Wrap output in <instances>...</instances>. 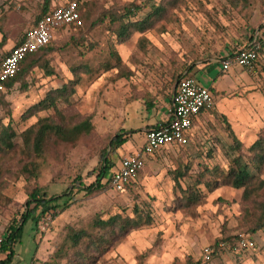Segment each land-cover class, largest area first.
I'll return each instance as SVG.
<instances>
[{
	"label": "rangeland",
	"instance_id": "rangeland-1",
	"mask_svg": "<svg viewBox=\"0 0 264 264\" xmlns=\"http://www.w3.org/2000/svg\"><path fill=\"white\" fill-rule=\"evenodd\" d=\"M65 1L50 0V6ZM87 1L90 17L81 27L54 32L51 50L41 56V64L47 59L49 64L33 67L0 97V132L9 125L20 134L41 117L58 118L52 107L26 114L73 78H79L75 93L69 102L59 99L58 107L68 124L90 115L94 128L75 142L51 140L44 156L36 158L38 177L22 170L34 157L24 151L21 137L14 139L12 150L0 152V239L20 217L35 188L51 196L71 190L78 176L85 177V185L95 181L101 151L123 125L122 105L127 99L152 101L156 91L172 89L181 74L204 64L209 66L208 73L197 74L203 85L225 82L228 87L215 92L216 107L199 122L194 143L169 146L149 157L145 168L122 191L113 189L108 177L126 150L143 144L144 132L135 129L126 145L109 150L114 167L103 179L105 187L88 194L75 187L74 203L55 216L53 208L44 213L38 209L15 246L12 264H189L200 258L207 244L225 238H229L228 247L214 256L212 264H264V229L252 230L260 212L257 202L244 200L242 188L220 185L211 189L238 153L231 148L234 141L224 114L242 142L240 154L246 161L250 157L247 148L264 130V67L250 74L241 69L242 81L232 87L234 69L223 71L215 62L256 33L264 41V0ZM44 2L0 0L1 53L7 52L11 38L21 37L34 24ZM130 3L139 6L133 20L153 14L158 6L165 9L151 17L152 24L145 30L121 42L109 27V12L122 11ZM104 12L108 15L101 20ZM130 119L132 127H140L136 114ZM189 191L198 194L196 201L187 198ZM261 193L258 201L264 200ZM116 213L141 223L118 231L99 249L90 245L89 238L72 246V229L95 233L97 216L107 219ZM244 237L253 238V249L237 247V240Z\"/></svg>",
	"mask_w": 264,
	"mask_h": 264
},
{
	"label": "trees",
	"instance_id": "trees-1",
	"mask_svg": "<svg viewBox=\"0 0 264 264\" xmlns=\"http://www.w3.org/2000/svg\"><path fill=\"white\" fill-rule=\"evenodd\" d=\"M75 1L77 2L83 25L85 20L90 17V12L88 10L91 3L87 0ZM54 6H50V0H45L44 5L40 13L37 15V19L35 20L34 24H36L37 21L44 15L49 13ZM138 9L139 6L136 3H130L125 5L122 11H119L117 13L109 12V27L112 28L113 33L116 34L121 42L129 39L136 31L145 30L148 25L152 24L150 20L152 19L151 17L159 12L164 11L165 8L163 6H158L152 12L153 14H149L142 20H133V17H135V15L137 14ZM103 14L105 18H101V20L106 19V16L108 15L107 12H104ZM71 26L75 27V25ZM65 27L67 26L63 25L56 30ZM50 42L39 51L28 54L22 60L18 73L6 83L8 89L15 82L23 80L25 75L33 67L37 65L45 66L49 64L48 59L44 62V64H41V56L51 50ZM6 53L7 52H0V61L1 59H3ZM232 55H234V53H232L230 56ZM116 56L118 60L121 59L119 54L116 53ZM52 71L53 70H50L49 72L52 73ZM182 75L183 74H181L179 78ZM78 83L79 78H73L62 87L55 88L46 97L31 106V108L28 110V114H26V116H30L37 110L52 107L58 118H56L55 116L41 117L37 120V122L28 126L20 134H18L9 125L2 128L0 132V152H7L12 150L15 147L14 139L19 136L22 139V146L24 151L34 157L33 159L23 164V172H28L35 177H38L40 175L36 158L44 156L51 140L66 143L75 142L83 134H88L93 130L94 124L90 115L86 116L81 121L68 124L66 121V116L58 107V100L61 98L64 101L69 102V96L75 93L76 85ZM5 93L6 92L0 93V97H2ZM224 121L230 134L233 137L234 144L231 146V148L233 149V151H237L238 153L235 155L233 154L229 162V168L225 172H223L220 179H216L214 181V185L211 189L217 188L220 185H230L233 188L243 189L242 197L244 198V200H255L257 202V209H260V212L257 215L256 225L252 228V230L255 231L257 230V228H264V200H257V197L262 194V190L264 193V178L261 177V175L264 173V130L260 132L258 137L247 148L250 152V157L248 161H246L244 160L243 155L240 154L242 142L237 138V135L233 131L231 123L226 116H224ZM129 133L130 132L128 131L119 129L113 135H111L108 144L101 151V165L98 168L99 171L96 179L89 185H85L84 176H78V178L75 179V184H73L74 187L71 190L70 188H68L62 194L48 196L45 191L38 187L30 192L29 197L25 202V209L20 214V217L18 219H14L11 224L6 227V230L4 231L2 238L0 239V253L5 254L4 258H0V264L13 263L16 257L15 246L17 243L21 242L26 224L33 219L38 209L43 208L44 213L48 211V209L53 208L55 216L74 203V199L76 197L73 194V189L75 187L78 188V191H85L87 192V194L102 190L105 187L103 179L109 175L110 170L114 167L113 161L108 156L109 150L115 151L120 148L129 139ZM187 198L189 200L196 201L198 199V194L189 191L187 194ZM38 219L35 220L36 223ZM140 223L141 220H139L138 218L135 219L134 217L123 215L121 213L111 215L107 219H103L100 216H97L94 222V227L97 228L95 233H91L86 229H72L70 231L69 238L74 248L78 247L81 244L82 238H89L90 245H93V247L95 246L96 249H99L100 243L106 242L107 238H113V236H115L118 231H120L121 233L125 232L130 228L138 227ZM227 239L229 238L220 240H224L225 242H227ZM90 247L92 248V246ZM84 256L85 255H83L82 257ZM42 264L52 263L45 261Z\"/></svg>",
	"mask_w": 264,
	"mask_h": 264
},
{
	"label": "built area",
	"instance_id": "built-area-1",
	"mask_svg": "<svg viewBox=\"0 0 264 264\" xmlns=\"http://www.w3.org/2000/svg\"><path fill=\"white\" fill-rule=\"evenodd\" d=\"M82 19L75 0H67L55 5L53 9L29 27L23 39L14 45L0 61V93L7 92L6 83L19 71L22 60L46 46L53 38L56 29L63 25L80 27ZM261 44L256 40L240 48L234 55L221 61L222 69L232 66L249 67L259 58ZM216 102L210 87L203 85L196 77L183 74L177 81L173 94V116L164 125L146 131L145 143L136 150L125 154L119 168L108 177L110 186L122 191L126 185L146 166L150 154L169 145L185 146L190 141L191 127L194 118L203 110H212ZM264 229V228H263ZM237 247L253 248L251 238H239ZM228 247L227 242L220 240L203 248L198 260L189 264H210L215 254Z\"/></svg>",
	"mask_w": 264,
	"mask_h": 264
},
{
	"label": "crops",
	"instance_id": "crops-1",
	"mask_svg": "<svg viewBox=\"0 0 264 264\" xmlns=\"http://www.w3.org/2000/svg\"><path fill=\"white\" fill-rule=\"evenodd\" d=\"M25 31H24V33H25ZM55 32H56V30H55ZM23 35L24 34H22L21 37H19V38L13 37V38H11L9 40V42L7 44L8 47H9V49L7 50V52L14 45L18 44L23 39ZM256 40L261 44L260 51H259L260 54H259L258 60L252 66H249V67H242V66H237V65L232 66L231 68L234 69L233 70V83L230 86H232V87H236L237 86L238 87L240 85V83L242 81V75H243L242 74L243 72H241L242 71L241 69H243V68L244 69L245 68L248 69L249 70V74H250L252 71H256V73H257V69H259L260 67H264V41L261 39V36H259L258 33L254 34L252 37H250V40L245 45H243L240 48H243L244 46H247V45L251 44L253 41H256ZM240 48H238L236 51H238ZM236 51H234V52H236ZM234 52H231L229 54H225L224 56H221L220 59L215 60V62H218L219 64H221V69H222V63H221V61L223 59H225L226 57L230 56ZM206 65L207 64H204L201 67L200 66H197L195 69L190 70L188 72L186 71L184 74H189L191 76H194V77H196L200 81L201 79L197 76V74L200 71H204L205 73H208V67L209 66L206 67ZM203 67H206V68H203ZM231 68H229L228 70H230ZM228 70H223V71H228ZM224 83L225 82H222L220 85H215V83L212 82L211 85H207L208 87L211 88L212 93L214 95V99H215V92L216 91H219V90L224 89L225 86L228 87V85L227 84L224 85ZM176 84H177V82H176ZM176 84H175V86L172 89H168V90H165V91L160 92V93L156 91L154 94L155 95L157 94V95L154 96L153 100L152 101H149V102H146V101L141 100V99H136V100H133L132 102H128V99H127L125 101L124 105H122V113H123V116L124 117H123V121H122L123 122V125L119 129H123L125 131L130 132L129 133V139H130V136H131L132 132L135 129L136 130L140 129V130H142V132H144V135H145L144 138H146V131L148 129L155 128V127H159L161 125L166 124L172 118V116H173V94H174V91H175V88H176ZM233 84H236V85L233 86ZM250 84L253 85L254 82L252 81V82H250ZM253 87H255V85ZM209 111L210 110H203L202 112H200L194 118L193 123H192V127H191V133H190V141H189V143L190 142H193L194 143V136H195V133H196V129H197L198 125H199V122H201L204 119L205 115ZM132 113H133L134 116L136 114V116L139 118V120H140V127H132L131 126L130 116H131ZM224 116H226V115L224 114ZM137 126H139V125H137ZM129 139L121 147H123L124 145H126L130 141ZM144 143H145V139H144L143 144ZM143 144L140 147H138V148H135V149L133 148V149L126 150L124 153L127 154L128 152L136 151V150L140 149L143 146ZM169 146H177V145H169ZM169 146H165V147L161 148L160 150H162L164 148H167ZM160 150L156 151L155 153L159 152ZM155 153L150 154L147 157V159L149 157H153ZM122 157H121V159H122ZM121 159L119 160V162H118V164H117V166H116V168L114 170H116L117 168H119ZM138 174L136 176H138ZM135 177L129 183H131L133 180H135ZM129 183L127 185H129ZM251 239L253 240V238H251ZM214 243H212V244H214ZM253 248H247V249L249 250V249H253ZM220 253H222V250L220 252H218L217 254H215V256L218 255V254H220ZM212 262H213V260L211 261L210 264H212Z\"/></svg>",
	"mask_w": 264,
	"mask_h": 264
}]
</instances>
